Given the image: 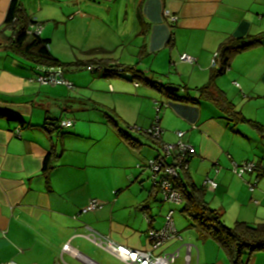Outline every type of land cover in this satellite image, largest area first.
I'll use <instances>...</instances> for the list:
<instances>
[{"label":"crops","instance_id":"crops-1","mask_svg":"<svg viewBox=\"0 0 264 264\" xmlns=\"http://www.w3.org/2000/svg\"><path fill=\"white\" fill-rule=\"evenodd\" d=\"M18 1L29 19L43 24L41 36L69 65L63 67L64 77L74 87L29 82L40 65L4 40L12 0H0L5 49L0 51V264H86L92 242L85 236L91 231L129 248L150 249L148 231L162 228L165 216L173 211L175 217L183 207L164 202L147 171L138 167L158 157L161 147L129 127L154 124L156 104L162 105L163 141L174 142L176 132L184 131L194 147L192 182L217 181L215 191L207 189L210 206L229 223L264 222V175L258 178L254 171L238 177L232 171L233 162L264 166V131L229 121L197 91L219 67L220 59L213 67L212 58L225 40L258 38V44L233 55L215 83L237 111L264 129V0ZM166 10L178 15L175 23ZM184 53L196 64L181 62ZM99 62L133 66L144 77L136 86L139 78L132 72L81 73L86 67L78 63ZM147 80L177 87V95ZM49 114L58 121L72 117L75 124L53 128ZM49 152L54 153L53 168L46 174L43 162ZM255 183L251 190L249 184ZM93 200L103 207L81 212ZM181 227L182 240L157 253L179 251L173 264H226L221 253L208 259L212 247L191 223L195 233L183 235ZM67 244L71 251L64 249ZM244 262L264 264V251L245 255Z\"/></svg>","mask_w":264,"mask_h":264},{"label":"trees","instance_id":"trees-1","mask_svg":"<svg viewBox=\"0 0 264 264\" xmlns=\"http://www.w3.org/2000/svg\"><path fill=\"white\" fill-rule=\"evenodd\" d=\"M31 21L34 20L29 19L25 15L19 1L12 0L7 18L5 20V29L2 34L4 36V40L10 43V48L14 49L15 52L27 58L33 64L40 66H59L62 68H68L69 65L63 63L51 52L49 39H44L42 36L27 34V27ZM250 38L251 37L248 39L228 38L225 40L218 50L220 59L219 67L217 69L214 68L213 74L208 84L197 88V91L199 92L201 98L209 100L214 105H216L217 108H219L225 114L229 121L235 124L247 122L254 126L258 131H264L261 125L253 120L247 119L240 111H237L233 103L227 100L223 93L217 89L215 83L216 77L223 75L226 72V68L229 67L230 60L235 53L259 43L258 38H252L251 40ZM101 62L91 65L102 64L110 69L113 67L111 63ZM78 64L81 67L90 66L81 63ZM116 66H122L126 71L132 72L134 77H137L140 80L144 77L142 72L137 70L136 67L125 66L119 63ZM103 74L110 75V72H105ZM147 81L156 88H164L173 96L177 95V93L168 90L166 86H161L157 81ZM189 98L190 97H186L184 100L196 102L193 98ZM8 117L10 119L21 120L19 117L13 114H8ZM132 127L134 126H130L129 128L132 130ZM58 128L61 127L58 126ZM146 129H142V131L138 132L148 136L154 142H157L161 147L163 137L162 140L154 139L152 136L144 132ZM53 158V152H49L45 157L43 162L44 173L48 174L53 168ZM258 164L260 165V168H258L256 171L259 172V178L264 175V167L259 162ZM251 185H254L255 187L256 183L249 184V186ZM176 187L181 192L183 198L181 203L183 204L182 212L185 216H187V218L190 219L191 227L196 229L202 238L217 242L219 247L226 254L230 264H245V255L253 256L257 252L264 251V223L251 225L246 222H236L234 226L227 227L223 222V215L217 209L212 208L209 202L206 200L208 193L206 186H198L192 182L189 171L183 172L182 176L177 181Z\"/></svg>","mask_w":264,"mask_h":264},{"label":"built area","instance_id":"built-area-1","mask_svg":"<svg viewBox=\"0 0 264 264\" xmlns=\"http://www.w3.org/2000/svg\"><path fill=\"white\" fill-rule=\"evenodd\" d=\"M165 15L170 23H175L178 20V15L172 14L168 10L165 11ZM43 28L42 23L31 21L27 27V34L41 36ZM179 59L181 62L190 64H196L197 62L195 57L186 53L182 54ZM218 59L219 53L217 52L212 58L213 67L217 66ZM117 64L118 63L111 64L113 65L111 69L102 64L90 65L86 68L91 72H110L111 75L115 76H123L128 72L122 66H116ZM228 69L229 67L226 68V71ZM28 80L30 83H35L40 86L65 85L69 89L74 87L71 82L65 79L64 70L59 66H39L35 74ZM134 84L136 86L140 85L138 81H134ZM161 109L162 105L157 104L155 123L144 131L157 140H162L164 134V129L160 124V116L158 115ZM74 124L75 119L72 117L63 118L59 121V127L61 128L73 127ZM132 130L142 131L138 126L132 127ZM185 135L186 133L184 131H177L176 140L174 142H162L161 154L158 157L150 159L145 165H138L139 168L147 171L151 182L161 193L164 202L181 204L183 201L181 192L176 187L177 181L180 179L183 172L189 171L190 160L194 154V147L186 140ZM259 166L257 161H246L242 163L233 162L232 171L237 176L242 177L245 173L256 171L260 168ZM204 185L209 191H215L218 183L215 179L207 178ZM250 189L253 190L254 185H251ZM103 205L104 203L100 200H93L87 207L83 208L81 212L96 211L101 209ZM85 237L97 247L112 254L125 264H173L179 256V251L173 253H157L156 251L171 241L182 240L176 228L173 211H170L165 216V222L162 228L148 231L147 238L150 243V249L148 250H138L117 244L110 238L95 231H91ZM64 249L66 251H71L69 244L65 245ZM187 249L190 252L191 245H187ZM83 260L86 264H99L90 258H84ZM188 263L187 261V264ZM4 264L18 263L15 261H8Z\"/></svg>","mask_w":264,"mask_h":264},{"label":"rangeland","instance_id":"rangeland-1","mask_svg":"<svg viewBox=\"0 0 264 264\" xmlns=\"http://www.w3.org/2000/svg\"><path fill=\"white\" fill-rule=\"evenodd\" d=\"M0 51L1 52H5V49L3 48V43H1V46H0ZM144 61L146 62V63H149V61L145 58L144 59ZM86 70H84V71H82L81 73H87L88 75L90 74V75H93L92 74V72L89 70V69H87V68H85ZM126 73H128V72H126ZM167 74L168 73H166V74H164L163 76H164V78L165 79H167ZM127 75H131L130 74V72L127 74ZM168 76H169V74H168ZM136 81H138L140 84H141V80H136ZM133 83V82H132ZM143 83H145V85L147 84L146 82H144L143 81ZM157 105V104H156ZM154 111H155V114H156V107H154ZM156 116V115H155ZM156 118V117H155ZM132 126H134V125H132ZM139 127V126H138ZM145 165V164H144ZM177 213L175 214V217H174V219H175V224H176V228L177 227H180V226H182L181 227V234H187V233H189V232H192L193 233V231H194V233H195V230H193V229H190L189 228V226H190V219L189 218H187V216H185L183 213H182V207L181 206H179L178 208H177ZM165 222V221H164ZM223 222L225 223V225L227 226V227H232V226H234V224L235 223H229V222H227V221H225L224 220V218H223ZM261 223H264V222H261ZM261 223H257V224H261ZM256 224V225H257ZM197 242H200V244H202L203 243V240L202 239H200L199 241H197ZM208 245H210V247H212V249H207V255H208V259H210V260H216V258H217V254L218 253H221V255H222V257L224 258V260H225V262H226V264H230L229 263V261L227 260V256H226V254L223 252V250H221L220 248H219V245L217 244V242H215L214 240H208ZM88 247H89V253L90 254H85L88 258H90V259H92V260H94L95 262H97V263H101V264H123V263H121L119 260H117L115 257H113V256H111L110 254H108L107 252H105V251H103V249H101V248H98V247H96L94 244H92V243H88ZM68 264H84V263H82V262H78V261H66Z\"/></svg>","mask_w":264,"mask_h":264},{"label":"water","instance_id":"water-1","mask_svg":"<svg viewBox=\"0 0 264 264\" xmlns=\"http://www.w3.org/2000/svg\"><path fill=\"white\" fill-rule=\"evenodd\" d=\"M168 89L171 90V91H173V92L179 90V88L173 87V86H169ZM47 117L51 119V126L53 128H57L59 126V121L58 120L53 119L50 114L47 115Z\"/></svg>","mask_w":264,"mask_h":264}]
</instances>
